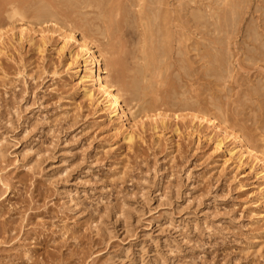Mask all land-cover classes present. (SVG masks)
<instances>
[{
    "label": "rangeland",
    "instance_id": "1",
    "mask_svg": "<svg viewBox=\"0 0 264 264\" xmlns=\"http://www.w3.org/2000/svg\"><path fill=\"white\" fill-rule=\"evenodd\" d=\"M225 1H165L157 112L124 123L80 48L125 3L139 49V0H0V264H264V0Z\"/></svg>",
    "mask_w": 264,
    "mask_h": 264
},
{
    "label": "bare ground",
    "instance_id": "2",
    "mask_svg": "<svg viewBox=\"0 0 264 264\" xmlns=\"http://www.w3.org/2000/svg\"><path fill=\"white\" fill-rule=\"evenodd\" d=\"M139 1L141 2V3L140 2L138 3L140 4V9H141L139 11L141 15L140 19L142 23L144 22V26L146 23V30L145 32H143L141 36V43L143 45L139 49L134 48V44L127 40L128 37L132 34L130 32V29H132L133 27V21L131 19V14L128 10V6L125 3L118 4L119 1L117 3L118 5L117 4L115 5L116 8L113 7L114 9H111V10L110 9L105 10V8L101 5L100 13H102L103 15L102 18L105 23V28L102 30H103V34L107 38L106 39L107 44L105 43L106 45H104L103 47L99 46L100 48H99L98 53H100L99 54L100 58L97 57V55L95 54L93 49L90 47V44L87 42V39L85 37L82 38V43H81V48H80V56L84 60V74L83 76H81L82 83L86 87L89 85L97 86V90L99 91V93L102 95V98H103L102 103H104V106L106 107V109L108 108V110H110V114H112L113 117L120 119L124 123L129 122L130 120L129 115H133L132 114L133 107H130V102H134L137 96H142V97H145L148 95L154 96L152 104L148 109H150L151 111L157 110L159 106L158 104L159 90L155 88L154 86V84L157 83L155 81L156 79L154 78H157V76H160L159 74H161L162 73L161 71L163 70L162 68H161L162 70L160 68L157 69L158 67L157 62L159 60L158 57L160 56V54H162V56L165 55V58H167L166 56L168 52L167 50L170 49V46H169L170 42L168 43L169 41V29H168L169 28L168 27L169 14L168 12H164L162 10V6L165 5L164 3L166 0H139ZM227 2L228 4L229 3L232 4L231 0L230 2L229 0H227ZM225 3L226 1L223 4L225 6H228V4H225ZM96 6H97V3H96ZM224 11L226 12V9L223 10V12ZM200 17L201 16H199V18ZM221 18L224 19L223 16ZM144 19L146 21H144ZM222 19H219L220 23L218 22V24H220V26H222L223 29H225L224 22H222L224 26L221 25ZM142 28L144 29V27ZM231 31L229 32L227 31V35L228 33L231 34ZM178 34L179 33H177V35ZM179 36L182 38L181 35ZM70 38L73 39V37H70ZM148 38L150 41L148 40ZM160 38L162 40H160ZM225 38L229 39V35ZM225 38L223 39L225 40ZM146 42L147 43L149 42L150 45H148ZM178 43L179 42H176L177 45ZM167 45L169 46V48H167ZM177 48L180 49V47H177ZM184 56H185V53H184ZM161 58L162 57H160V59ZM165 58L163 56L162 59H165ZM207 59L210 60V58H207ZM139 61H142L143 63H140ZM94 65L98 66L95 73H94ZM166 67L164 66V68ZM108 69H110L112 73L111 79H109V77L106 76V74L108 73ZM156 69L158 71H156ZM152 72L154 74L156 72H160V73H157L155 77L154 74H152ZM148 76L149 77L153 76L154 78L150 77V80L147 81ZM158 78L160 79V77ZM115 87L117 88V90L115 89ZM161 87H163V85ZM89 89L90 88L86 89V91L89 92L88 94L89 97L90 98L94 97L95 94H94V91H92L93 89L92 90L91 89L89 90ZM167 89L168 91L164 92V96L165 98L169 99L168 102L170 103V105L172 104L173 106H179V108H185L187 107V105H189L187 101H184V100L180 101L177 104L176 100L178 99L176 98V89L173 87H169ZM122 92L127 94V101H126L127 110H125V108L123 107L122 99L124 96ZM185 97L187 96L185 95ZM188 97H191V96H188ZM145 99L146 98H144V100ZM110 116L111 115H108L109 120L112 121L113 117H110ZM209 122L213 123L212 120H210ZM231 138L235 142H237L238 145L236 147L241 149V142L238 140V138L233 137V136H231ZM218 145L220 147L222 145V142L219 141ZM248 153L254 158V161L257 164L258 163L264 164L263 159H261L258 155L252 154L253 153L252 151H249Z\"/></svg>",
    "mask_w": 264,
    "mask_h": 264
}]
</instances>
